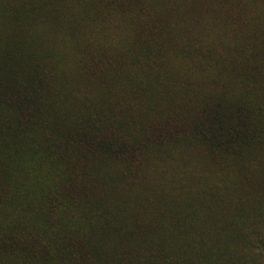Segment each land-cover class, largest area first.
I'll use <instances>...</instances> for the list:
<instances>
[{
  "label": "rangeland",
  "instance_id": "1",
  "mask_svg": "<svg viewBox=\"0 0 264 264\" xmlns=\"http://www.w3.org/2000/svg\"><path fill=\"white\" fill-rule=\"evenodd\" d=\"M0 264H264V0H0Z\"/></svg>",
  "mask_w": 264,
  "mask_h": 264
}]
</instances>
